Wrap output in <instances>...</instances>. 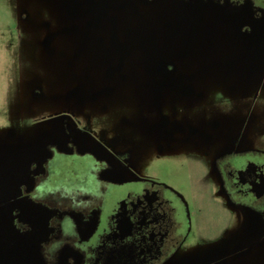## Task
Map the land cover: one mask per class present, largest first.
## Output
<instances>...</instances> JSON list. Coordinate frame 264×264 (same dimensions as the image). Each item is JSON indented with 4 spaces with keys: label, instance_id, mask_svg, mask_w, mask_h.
<instances>
[{
    "label": "rangeland",
    "instance_id": "374dc122",
    "mask_svg": "<svg viewBox=\"0 0 264 264\" xmlns=\"http://www.w3.org/2000/svg\"><path fill=\"white\" fill-rule=\"evenodd\" d=\"M28 1L0 0V193L16 190V169L40 159L45 145L68 142L58 114L72 110L67 102L74 95L85 100L81 125L92 130L74 142L107 161V179L122 184L121 196L155 186L176 209L179 246L165 264H264V213L225 199L211 181L212 162L232 146L237 154L249 149L246 160L264 152L261 38L243 37L241 20L190 10L181 20L164 5L114 7L117 19L98 28L71 0H34L41 29L58 32L49 39L51 51L30 41L21 18ZM111 32L134 45L119 52L100 40ZM166 59L180 63L192 82L191 97L176 104L177 112L158 83L156 68ZM113 67L118 71L110 75ZM8 254L0 264H28L32 256L25 244Z\"/></svg>",
    "mask_w": 264,
    "mask_h": 264
},
{
    "label": "flooded vegetation",
    "instance_id": "af4514ba",
    "mask_svg": "<svg viewBox=\"0 0 264 264\" xmlns=\"http://www.w3.org/2000/svg\"><path fill=\"white\" fill-rule=\"evenodd\" d=\"M71 2L81 6L98 28L117 19L114 7L128 4L169 6L178 13L174 18L181 20H185L187 10L203 18L214 19L220 15L238 19L242 21L243 37L261 38L262 45L257 46V50L264 54V0ZM35 4L34 0L25 3L21 18L28 22L32 44L51 50L49 39L58 32L41 29L43 13ZM73 12L72 23L76 17ZM51 21L55 23L56 20L52 17ZM172 22L173 19H167L166 25ZM41 36H44L42 41ZM100 40L109 41L119 52L127 51L129 44L134 45L133 39L128 41V38L112 32L102 34ZM119 61L121 63L116 67L121 68L124 61ZM156 70L161 75L158 83L166 89V95L173 103L171 111L181 110L176 104L191 97V80L188 81L175 59L173 62L163 60ZM116 71L117 68H110L109 74H116ZM109 83L116 85L113 80ZM197 83L195 80L196 92ZM76 99L71 95L67 103L72 110L69 108L68 113L58 114L64 123L62 130L68 142L45 145L40 159L30 157L16 169V190L10 193L2 190L0 193V260L8 253L19 254L25 244L32 254L26 259L28 264H165L179 246L174 233L176 209L170 207V201L155 186L139 194L121 196L122 184L113 178L107 179L106 173L111 169L107 161L82 151L74 142L77 134L92 133L88 125H81L82 117L78 112L85 100ZM84 115L89 119L95 117L90 113H82ZM237 148L232 146L229 153L212 162V184L219 186L225 199L264 213V152H258L253 160H246V153L251 151L247 149L237 154L234 153ZM109 206L113 211L110 223L105 227L102 217Z\"/></svg>",
    "mask_w": 264,
    "mask_h": 264
}]
</instances>
